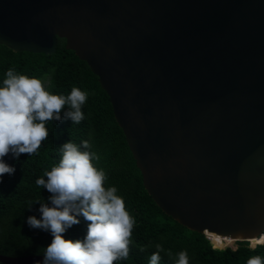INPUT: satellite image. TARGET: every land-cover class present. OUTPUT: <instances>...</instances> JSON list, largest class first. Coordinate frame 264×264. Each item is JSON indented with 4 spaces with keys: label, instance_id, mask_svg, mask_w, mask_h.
I'll return each mask as SVG.
<instances>
[{
    "label": "water",
    "instance_id": "obj_1",
    "mask_svg": "<svg viewBox=\"0 0 264 264\" xmlns=\"http://www.w3.org/2000/svg\"><path fill=\"white\" fill-rule=\"evenodd\" d=\"M57 39L98 78L163 213L264 234V0H0V45L50 55Z\"/></svg>",
    "mask_w": 264,
    "mask_h": 264
},
{
    "label": "trees",
    "instance_id": "obj_2",
    "mask_svg": "<svg viewBox=\"0 0 264 264\" xmlns=\"http://www.w3.org/2000/svg\"><path fill=\"white\" fill-rule=\"evenodd\" d=\"M9 69L40 79L45 89L54 95L67 96L73 87L79 88L87 94V100L82 105L84 119L79 124L64 117V112L69 110L65 105L61 121L47 122L49 136L36 153L31 156L21 154L18 159L11 153L4 157L15 172L0 178L3 180L0 183V255L44 256L52 240L50 232L31 228L27 223L30 216L41 218L42 202L51 206V194L39 187L36 180L47 179L44 172L59 164L62 145L72 142L82 151L98 157L93 163L105 172V186L117 188V194L124 199L127 211L136 221L129 258L114 264H149L157 244L164 249L159 264H176L177 254L181 251L187 252L189 264H247L254 256L264 260V240L260 238L250 240L253 247L248 245L249 241H243L230 248L235 245V240L191 231L161 211L143 187L141 173L98 78L84 61L65 48L63 39H57L56 50L50 55L12 52L0 45V86H3ZM84 141L89 142L90 148L83 149ZM78 219L80 223L66 231L65 239L83 241L86 237L88 222L83 217ZM141 248L146 250L140 251ZM169 251L171 257L167 255Z\"/></svg>",
    "mask_w": 264,
    "mask_h": 264
},
{
    "label": "clouds",
    "instance_id": "obj_3",
    "mask_svg": "<svg viewBox=\"0 0 264 264\" xmlns=\"http://www.w3.org/2000/svg\"><path fill=\"white\" fill-rule=\"evenodd\" d=\"M86 100L87 94L79 88L73 87L67 96L54 95L40 79L9 69L0 86V178L15 172L4 157L11 153L18 159L21 154L36 153L49 136L47 122L61 121L65 105L69 110L64 117L79 124L84 119L81 108ZM82 147L90 148L89 142L84 141ZM61 152L59 164L44 172L47 179L36 180L39 187L51 194V206L40 202L41 218L27 219L31 228L52 236L42 264H114L127 260L136 221L127 211L124 199L117 194L116 187L105 186L107 176L94 165L93 160L98 157L93 153L82 151L72 142L62 145ZM78 217L88 222L86 237L83 241L65 239L66 231L80 223ZM260 239L264 240V236ZM156 249L149 264H159L164 249L159 244ZM167 255L171 257L172 253ZM176 264H189L186 251L177 254ZM247 264H264V260L254 256Z\"/></svg>",
    "mask_w": 264,
    "mask_h": 264
},
{
    "label": "bare ground",
    "instance_id": "obj_4",
    "mask_svg": "<svg viewBox=\"0 0 264 264\" xmlns=\"http://www.w3.org/2000/svg\"><path fill=\"white\" fill-rule=\"evenodd\" d=\"M206 236L208 237H213V238H220V239H231L229 237H223V236H214V235H211V234H208V233H205ZM235 241H250V240H257V238H247V239H233ZM224 249V248H223Z\"/></svg>",
    "mask_w": 264,
    "mask_h": 264
},
{
    "label": "rangeland",
    "instance_id": "obj_5",
    "mask_svg": "<svg viewBox=\"0 0 264 264\" xmlns=\"http://www.w3.org/2000/svg\"><path fill=\"white\" fill-rule=\"evenodd\" d=\"M239 242H243V241H236V242H235V245H234L233 247H230V248H234V247L237 245V243H239ZM248 245H249L250 247H253V246H254V245H253V246L251 245L250 241H249Z\"/></svg>",
    "mask_w": 264,
    "mask_h": 264
}]
</instances>
